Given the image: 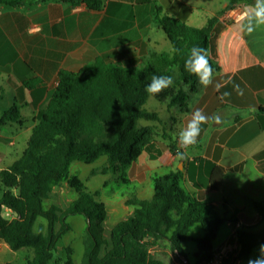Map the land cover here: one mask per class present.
<instances>
[{
  "label": "trees",
  "instance_id": "1",
  "mask_svg": "<svg viewBox=\"0 0 264 264\" xmlns=\"http://www.w3.org/2000/svg\"><path fill=\"white\" fill-rule=\"evenodd\" d=\"M35 1L43 0H0L12 6ZM63 1L84 3L91 9L101 6V0ZM256 2L228 0L226 7L201 28L167 16L160 7L154 6L153 23L165 32L171 52H150L136 64H120L97 56L77 70L58 72L54 90L32 126L21 154L12 164L0 169V240L11 250H30L31 256L24 264L51 261L74 264L70 248H66L65 258L53 260V252L57 241L70 230L68 216L77 214L86 223L80 264H166L149 251L162 241L168 244L177 262L186 259L181 247L186 240L195 241L197 262L211 258L212 241L224 218L211 203L181 189L179 171L155 175L149 199L127 198L125 204L133 206L132 212L113 225L106 238L103 234L106 210L96 199L99 192L86 191L81 179L70 175V166L74 161L90 164L104 156L106 165L101 174L118 172L124 176L128 166L152 144L149 135L137 127L139 119L159 120L156 112L144 107L147 98L153 96L185 112L197 91L199 78L185 68L191 49H204L212 72L217 70L210 45L217 16L238 3L256 6ZM153 76L171 77L172 84L158 93H148L145 85ZM20 117L19 107L12 103L2 112L0 124L20 122ZM214 170L220 178L222 169L214 166ZM62 181L75 190L76 198L63 209L55 205L45 208L43 201L52 186ZM252 203L264 220V199ZM3 208L10 210L14 217L5 218L1 214ZM38 218L45 224L37 223ZM196 223L204 233L192 238L188 231ZM231 242L235 247L227 252L228 264L247 257L255 246L264 243V227L259 231L239 229Z\"/></svg>",
  "mask_w": 264,
  "mask_h": 264
},
{
  "label": "crops",
  "instance_id": "2",
  "mask_svg": "<svg viewBox=\"0 0 264 264\" xmlns=\"http://www.w3.org/2000/svg\"><path fill=\"white\" fill-rule=\"evenodd\" d=\"M227 3L228 0H101L99 9H91L84 3L63 0L16 6L0 2V101L3 97L10 101L0 105V116L12 103L19 107L21 117L28 109L32 111L36 103L49 98L60 70H77L97 56L136 64L150 52H171L165 32L153 23L154 6L167 16L201 28ZM254 10L253 3H238L217 16L210 45L218 69L212 72L207 85L198 78L197 91L185 112L173 108L171 129L178 136L197 110L207 118L200 125L197 143L182 147L177 138L175 152L167 148L156 157L142 151L124 175V183L131 188L128 194L143 200L152 196L155 175L179 171L181 189L211 203L224 218L212 241V256L229 251L233 244L229 241L237 230L259 231L264 227L252 203L264 199L253 198L255 192H264V187L253 183L264 181V24L255 26L252 32L244 27ZM233 14L240 15L236 18ZM15 122L20 123L7 121L0 126ZM8 148L0 143V160L9 155ZM214 166L222 169L220 178ZM245 174L249 182L242 189L237 182ZM122 207L128 215L132 212V205L122 202ZM8 213L14 217L11 211ZM203 233L199 223L188 231L192 238ZM187 241L192 243L190 247L184 246ZM259 245L234 264L254 259ZM181 247L189 264H206L196 261L195 241H183ZM6 252L13 253L14 261L0 259V264H17L13 263L16 259L18 264H24L31 256L30 250H11L0 240V256ZM67 254L64 252L60 258Z\"/></svg>",
  "mask_w": 264,
  "mask_h": 264
},
{
  "label": "rangeland",
  "instance_id": "3",
  "mask_svg": "<svg viewBox=\"0 0 264 264\" xmlns=\"http://www.w3.org/2000/svg\"><path fill=\"white\" fill-rule=\"evenodd\" d=\"M111 61L110 59L106 58ZM120 64H129L131 61L121 60L113 61ZM48 98V97H47ZM47 98L36 103L33 106V110L28 109L27 113H23L20 123L6 124V126H0V143L8 145V156H5L0 160V168L7 167L12 164L21 154V151L26 145L27 138L30 134L32 125L36 123L40 111ZM5 102V103H4ZM8 98L3 97V101H0V105L3 103H9ZM144 107L149 111H155L160 117L159 120H145L139 119L137 122V127L140 131H143V134H148L149 139L152 144L149 147V153H153L155 157L159 155L162 151L167 148H170L173 151V145L179 137L176 131L171 129L173 126L172 120L174 118V111L178 110L176 107L167 105V102H159L153 96H149L144 104ZM4 136V137H3ZM10 143V144H9ZM106 165L105 157H100L96 161L90 164H85L81 161H74L70 166V175L78 176L81 181L84 183L85 189L88 192H93L97 190L99 192V197L97 200L101 201L104 205V208L107 212L106 218L103 221V234L108 238V233L110 228L115 225L118 221H121L127 218L128 214L122 207V202L125 203L127 198H130L128 194L131 190L130 186L127 183H124V176L116 173H105L101 174L103 167ZM247 174L240 177V180L237 182L238 186L242 189H245L247 183L249 182ZM259 188L264 187V181H255L253 182ZM253 193V192H251ZM250 193V194H251ZM1 195V193H0ZM253 198L260 199L264 197L263 191H258L253 194ZM77 193L74 189L70 188L66 181L59 182L52 186V190L49 193L48 197L44 199L43 205L45 208L50 205H55L59 208H65L68 203L76 198ZM10 210L3 208L1 214L10 219ZM68 223L71 225V230L69 233L65 234L62 238L57 241V247L54 251L53 260L62 257L64 252L68 251L66 248L73 249L72 259L75 264H80L81 256L83 252L82 239L84 236L85 230V221L82 215H70L67 218ZM37 223L45 224V221L41 218L37 219ZM36 229V225L34 227ZM231 242V241H229ZM232 243V242H231ZM191 242H184V246L190 247ZM233 244H231L229 251L233 249ZM108 247V245H107ZM28 250V249H26ZM150 253L153 256L162 258L166 264H182L185 258H182V263L177 262L174 254L168 247V244L165 241H162L159 245L150 248ZM189 257V256H188ZM222 264H228L229 260L227 259V252L223 253ZM0 259L2 261H14V255L12 252H6L1 254ZM249 259L243 260L242 264H247ZM19 259H16V262L19 263ZM49 264H54L51 261Z\"/></svg>",
  "mask_w": 264,
  "mask_h": 264
},
{
  "label": "clouds",
  "instance_id": "4",
  "mask_svg": "<svg viewBox=\"0 0 264 264\" xmlns=\"http://www.w3.org/2000/svg\"><path fill=\"white\" fill-rule=\"evenodd\" d=\"M260 24H264V0H257L255 10L247 16V23L244 27L247 32H252L254 27ZM204 52V49L193 47L189 58L185 61V68L188 72L195 73L202 85H207L210 83L212 68L209 66ZM171 84V77L153 76L151 82L145 85V91L148 93H158ZM206 119L199 110L193 113L186 128L179 133L178 141L182 147L197 143V137L201 131L200 125ZM247 264H264V243L259 245L258 255L254 259H249Z\"/></svg>",
  "mask_w": 264,
  "mask_h": 264
},
{
  "label": "built area",
  "instance_id": "5",
  "mask_svg": "<svg viewBox=\"0 0 264 264\" xmlns=\"http://www.w3.org/2000/svg\"><path fill=\"white\" fill-rule=\"evenodd\" d=\"M240 14H233L234 17H238ZM223 255L220 254H215L213 255L209 260L206 261V264H222V257Z\"/></svg>",
  "mask_w": 264,
  "mask_h": 264
},
{
  "label": "water",
  "instance_id": "6",
  "mask_svg": "<svg viewBox=\"0 0 264 264\" xmlns=\"http://www.w3.org/2000/svg\"><path fill=\"white\" fill-rule=\"evenodd\" d=\"M182 264H189V262L185 259Z\"/></svg>",
  "mask_w": 264,
  "mask_h": 264
}]
</instances>
